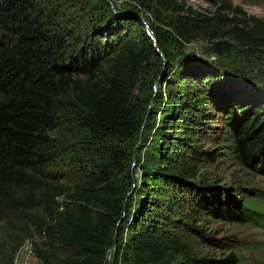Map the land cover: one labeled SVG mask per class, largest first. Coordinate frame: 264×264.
Returning <instances> with one entry per match:
<instances>
[{
  "label": "trees",
  "instance_id": "trees-1",
  "mask_svg": "<svg viewBox=\"0 0 264 264\" xmlns=\"http://www.w3.org/2000/svg\"><path fill=\"white\" fill-rule=\"evenodd\" d=\"M108 1L0 0V252L14 256L31 241L43 264H108L112 248V264H242L236 251L199 255L190 239L218 242L196 224L203 215L264 226L263 196L242 187L223 193L213 182L186 185L193 160L214 161L219 150L188 144L191 155L180 159L181 144L167 146L182 139L172 138L175 129L166 123L175 107L154 111L150 102L165 69L176 68L168 104L186 98L181 87L207 90L227 126L222 148L260 171L264 83L256 86L246 73L264 66V20L239 10L229 18L221 14L231 9L226 3L209 15L186 0H136L157 51L139 16L116 12ZM197 41L208 42L206 53L218 62H186ZM229 59L238 62L221 63ZM240 89L244 99L229 103L228 93ZM202 99L194 94L190 103ZM158 112L162 128L141 164ZM191 128L178 131L190 135ZM166 189L172 195L161 203ZM179 200L195 217L181 231L162 211L166 204L172 212Z\"/></svg>",
  "mask_w": 264,
  "mask_h": 264
},
{
  "label": "rangeland",
  "instance_id": "rangeland-1",
  "mask_svg": "<svg viewBox=\"0 0 264 264\" xmlns=\"http://www.w3.org/2000/svg\"><path fill=\"white\" fill-rule=\"evenodd\" d=\"M84 1L88 2L89 5H92V3H99V0ZM186 1L195 9L209 15H214L218 9V6L226 3V5L231 6V9H222L221 14L229 18L234 17L235 12L239 10L242 13L241 16L243 17L249 18L250 16H255L264 20V0H217V5L205 2L204 0ZM108 2L112 4V8L116 12H118L117 9H122V11L126 13V9H129L133 10L132 13H135L136 16H139V19L143 23H147L146 20L149 19L146 16L147 14L144 13L136 0H110ZM208 46L209 44L206 41H197L188 46L187 53L190 54L188 59L190 61L186 60V62L192 61V63L195 62V64H201L202 62L210 63L216 60L218 62V58H216L215 55H207L206 52ZM163 59L165 62L164 66H169L167 65L168 59L165 55H163ZM237 62L238 61L234 59H229L228 62L221 61L224 66L231 64L236 65L235 63ZM166 71L167 69H165L164 76L161 78L160 83L158 81L156 82L157 88L155 89V95L150 102V108H154V111H157L160 106L163 108L168 106V108L171 109L172 106L173 108L175 107L174 112L176 113V117L173 118L172 122L166 123H168L167 125H169V127H173L175 129L172 131V138L176 137L182 139H178L180 143L176 144L174 140V142L168 144L167 146L171 148L173 145L181 144L179 147L180 159L188 158L191 155V150L186 148V145L188 144H192L193 147L205 150H219L218 158L214 161H202L199 159L193 160L194 164H196L194 170L195 173L188 177V180H190L191 183H186V185L200 189V187H203L205 182H213V184H220L218 188L219 190H222L223 193H226L227 190L230 189L231 192L234 193L235 191V193L238 192L239 194L241 187L243 189L252 188L256 191H259L264 198V168H262L260 171H256L244 165L238 159L227 155L225 151L226 149L222 148L224 143L223 139L226 138L225 127L227 126L225 125L223 116L216 108H214L215 106L212 104V98L209 96L207 90H204V88L198 89L196 84L188 86V90L186 87H181L179 93H181V95L183 97L185 96L186 98L183 99L182 102H180L178 99L175 101V103L170 102L168 104L167 99L169 94V86L173 81H170V79L172 78L174 71H176V68L173 67V70L167 73ZM246 74L247 77H250L252 80H254V82L257 83L256 86H258L260 81H263L264 83V66H261L259 69H257V74H255V71H252V69H250V72L248 70ZM241 92L244 93L245 90L242 89L241 91L240 89L239 92L236 91L235 93H228L230 94L228 102L231 103L236 100L244 99L241 95ZM194 94H201L203 99L199 102H195L192 105L190 102ZM234 98L235 100H233ZM253 101H255V99H253ZM183 103L186 105L188 104L189 106H194V108L184 109L185 106L182 107ZM195 114H197V116H194ZM160 116L161 114L158 112L155 124L153 120L149 122L150 128L148 133L150 134L147 141V146L142 150L141 153V164L151 158V147L156 145L158 137L156 133L159 132L156 131L155 128L158 126H160L159 129L162 128L161 124H159ZM198 117L199 121L192 120V118ZM212 119L213 121H211ZM183 127H192L190 135H187L184 130L178 131ZM167 141H172L171 137L166 138L165 142ZM155 159L157 162L159 157L156 155ZM137 161L138 160L136 156L134 168L138 167ZM140 173V170H138L136 174L137 178L141 175ZM161 193L162 194L159 195L161 198H158L160 199V202L164 203L165 199L169 201L168 198H170V195H172L170 189H166ZM181 197L185 198V196L180 194L179 199H181ZM164 206L162 210L164 215L168 216V222L171 224L173 229L177 231H181L186 223H192L193 219L195 218L192 216L189 205L181 202L180 200L171 207L172 212L168 210V206L166 204ZM196 224L202 225L206 231L218 241L215 244L207 245L191 238L190 241H192V245L194 246L197 254L209 255L211 257L219 258L225 256L230 251H236L240 252L243 256L242 264H264V226H259L257 223L237 225L226 221L217 220L216 218L210 217L208 215L200 216ZM2 240L4 239H2V234L0 232V241ZM114 251L115 248H112L109 252L108 264H112L113 262ZM0 264L43 263L33 252L31 243L26 241L20 246L14 256H11V252H0Z\"/></svg>",
  "mask_w": 264,
  "mask_h": 264
},
{
  "label": "water",
  "instance_id": "water-1",
  "mask_svg": "<svg viewBox=\"0 0 264 264\" xmlns=\"http://www.w3.org/2000/svg\"><path fill=\"white\" fill-rule=\"evenodd\" d=\"M145 24H146L147 27H149L148 33L154 40V46H155L156 50L159 51V47H158V44H157V39L155 38V36L153 34V30L151 29V27L149 26L148 23H145ZM123 218H124V216L122 217V219ZM115 255H116V250L114 251V254H113V261H114Z\"/></svg>",
  "mask_w": 264,
  "mask_h": 264
},
{
  "label": "built area",
  "instance_id": "built-area-1",
  "mask_svg": "<svg viewBox=\"0 0 264 264\" xmlns=\"http://www.w3.org/2000/svg\"><path fill=\"white\" fill-rule=\"evenodd\" d=\"M146 27H147V26H146ZM148 30H149V27H147V32H148ZM28 242L31 243V241H28ZM31 245H32V243H31ZM32 249H33V245H32Z\"/></svg>",
  "mask_w": 264,
  "mask_h": 264
}]
</instances>
